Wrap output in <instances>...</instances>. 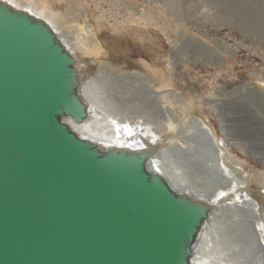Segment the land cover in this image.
Wrapping results in <instances>:
<instances>
[{"label":"water","instance_id":"obj_1","mask_svg":"<svg viewBox=\"0 0 264 264\" xmlns=\"http://www.w3.org/2000/svg\"><path fill=\"white\" fill-rule=\"evenodd\" d=\"M15 10L10 4L0 2V77L4 80L0 81V109L20 106L23 108L18 113L27 115L30 107L34 110L40 107L46 111L47 117L43 123L28 129L22 128L19 133L14 132L15 136L12 130H7L5 125L0 123V159L7 160L8 164L12 165L9 177L0 176V264H126L119 253L101 248L100 245L92 247V242L88 240V237L101 238L105 235L104 243L109 244L111 240L107 230L112 223L117 222L114 214L124 217L130 227L128 229L131 234L126 236V244L129 246L134 243V239L139 238L142 246L148 251L147 264H155V259L160 261L158 264L190 263V252L198 242L203 226L210 221L214 207L209 205L208 201H198L189 195L176 194L162 178L156 183L144 168L145 162L151 159L150 155L141 158L131 151L103 154L102 150L99 153L74 138L63 122L67 117L77 118L71 106L80 87L81 76H73L74 65L70 63L73 58L66 48L57 42L47 24L45 27L36 20L37 18ZM60 68L64 72L63 85L59 83L56 75ZM16 74L19 75L17 79L8 80ZM28 79L45 85L47 79L52 80V89L56 90L58 101L46 104L47 94L52 95L51 89L29 91L17 85ZM240 110L251 115L243 108ZM31 112L32 110L29 115H37ZM80 116L86 118L84 113ZM3 133L8 136H3ZM52 135L59 139L61 145L57 141L55 144L57 142L60 150H55V146L50 147L47 144L45 139ZM73 146L90 163H98L116 179L133 187L147 189L148 194L163 203L168 214L169 209H172L179 216L181 225L187 224V227H184L186 235L181 242L174 248L166 249L168 247L162 246L160 241L155 239L154 227L134 223L131 213L121 210L112 200V206L107 207L106 196L103 194V177L91 171L87 163L80 162L77 155L69 149ZM10 150L25 151L24 154L30 152L28 155L32 157L24 156L25 158L20 157L15 161L16 158H12ZM31 159L50 167L51 164H56L61 168L60 177L51 172L32 173ZM21 165L29 169L28 177L36 174L35 176L43 181L58 180L59 185H56L69 194L71 207L77 208V222L71 221L74 211H66L58 196L35 197L27 190H20L22 186L13 181L21 176ZM112 185L106 180V192ZM91 189L98 194L97 199L92 197ZM118 226H121L124 229H121V232L126 234L125 228L120 224ZM67 228L71 231H66ZM121 235L122 233H119V236Z\"/></svg>","mask_w":264,"mask_h":264},{"label":"bare ground","instance_id":"obj_2","mask_svg":"<svg viewBox=\"0 0 264 264\" xmlns=\"http://www.w3.org/2000/svg\"><path fill=\"white\" fill-rule=\"evenodd\" d=\"M6 1H9L7 4H10L13 8H16V6L19 7L20 9H16L18 13L30 16L36 15L40 17L38 18L33 16V18H37L36 20L39 23H42L45 27H47V21H52L49 19H56L59 17V14L60 16L62 15L59 12H53V10H50L47 7V2H43V5L40 3L41 6H39V2L36 4L34 3V0V2L15 0L16 3H13L16 4V6L14 7L12 3H10L11 0ZM0 2L5 3V1L3 2L1 0ZM62 16H64V13ZM42 19H45L46 22H44V20L42 21ZM93 25L95 24L93 23ZM48 26L50 27V25ZM76 28H71L72 30L69 31L66 30V33L64 32L65 29L63 31L60 29L62 31L61 33H65V35L70 39L69 43H72L73 38L79 35V30ZM80 35H82V33ZM93 40L94 39H92V41ZM198 43L201 44V46L205 45L207 48H210L206 42L204 43L200 41V39L197 41V45ZM100 44L103 50L109 49L114 51V53L116 52L122 54V51L110 37L105 36ZM211 44L215 47L223 49V52L229 54L231 53L230 48L224 44L218 42L210 43V45ZM81 47L82 46L79 47V44L76 46L72 43V45H69L68 48L77 52L82 51L84 47ZM68 48H66V51ZM214 49L216 50V48ZM213 53L216 58L221 56V54L217 51ZM70 63L74 65L75 72H73V76L79 77V75L83 73L82 70H80V68H82L80 62L73 58ZM111 70L113 74L115 72L114 76L119 77L120 75H123L121 71H117L115 68H111ZM151 73L155 76L154 71H151ZM63 74L64 72L62 68L59 69V72L56 71V75L59 78V83L61 85H63L65 81V78H62ZM17 76L19 75L16 74L10 76L8 80L11 81L10 79H17ZM58 78L55 82H57ZM0 79V81L4 82L1 77ZM104 80L99 78L98 81L92 82L91 87L95 84L96 89L91 88L88 96L85 95L84 86H80L78 88L74 104L71 106L76 112L77 118L67 117L63 120L64 126H67L70 130V134L73 135L74 138L79 139L83 145L88 144L92 147V149L99 151V153H101L100 150H102L103 154L108 155L111 153L118 152L121 154L123 152L131 151L132 154L141 158L150 155L151 159L147 161L146 170L148 171L147 173L154 178L156 183H159L162 178L165 181V184L174 190L176 194H179L180 196L189 195L198 201H208L209 205L214 207V212L210 217L211 220L203 226L200 238L193 250L190 252L191 256L188 257L190 263L188 264H264V219L261 218L262 214H264V174H258V172L256 171V173L254 170L251 172L249 171L250 173H247L245 177L242 176L243 166H241L240 163L243 162L239 160V158L233 156V153L230 150L231 147L241 148V144L231 139L224 127L221 129L223 135L221 137L216 135L213 128L208 127L209 118L198 112L200 123H195L196 129L193 135L194 140H192V138L190 139L193 142L197 141L200 146L202 145L201 147L204 149L206 155H203V157L200 158L197 157V159H195L187 169H177L170 164V162L168 165L167 162L170 160L169 154L173 152L175 148H170L171 146H167L166 143L170 138L171 132H174L176 127L171 118H169L170 116L167 117V110L165 111L163 109V105H160V107L158 106L159 111L163 114V133L159 129H154L153 126L144 125L140 121L141 118L135 119V115L138 111L131 113L133 110H136L135 107L127 112L125 111L124 114L121 111H114L115 96L108 95L106 93L105 88L107 86ZM52 82V80L47 79L45 85L44 83L38 84L28 79L23 80L20 84L17 83V85H20L22 89H28L29 91L51 89L50 92H52V95L47 94L48 98H46L48 99L46 104L50 105L53 101H58L56 98L58 97V94L55 89H52ZM153 82L155 85L162 87L160 86L162 83L156 80V78L155 80L153 79ZM10 87L12 89L15 88L14 86H9V88ZM147 88L153 96H156V99L159 97L157 92L152 91L149 87ZM243 92H245V90H243ZM247 93L251 94L254 102L256 103L255 106L237 103L235 104V108H243L251 113V115L258 117L259 120H264V86L250 84ZM80 94L82 96L79 97ZM80 98L87 102L88 106L84 105V103L80 101ZM148 99H150L149 96L147 97V100ZM257 107L259 109H257ZM22 108L23 107L13 105L9 106L7 109H0V123L5 125L7 130H12V134L14 136L16 135L14 132L19 133L22 128H32L35 125L46 121L47 115L43 108L39 107V109L34 110V108L30 107V111L32 110L31 114H37L35 116L29 115L30 111H27L28 116L24 113L21 115L18 112L21 111ZM139 112L142 113L140 110ZM83 113L85 116H88L85 123L81 122V120L85 119L80 116ZM158 120L159 118L155 120V123L162 122L161 118V121ZM3 136L8 135L4 134ZM14 136L9 137L14 138ZM45 140L48 142L47 144L50 147L53 145L55 146V150H60L59 146H57V142L59 145L61 144L59 139H56V136H48ZM55 141H57L56 144ZM165 146H167V148H163L164 150L159 153L162 147ZM69 149L72 153L74 152V154L77 155V158L81 160V163H87L91 171H94L98 176L103 177V194L106 196L107 207L109 206L110 208V202L114 201V203L120 207L121 210L124 209L125 211H129V213H131L132 221L134 223L140 226L154 227L155 236H153L157 239V241H160L162 246L168 247L166 249H171L172 247L174 248L176 244L181 242V239L184 235H186L184 227H187V224L182 226L179 216L172 209H169L168 214L164 208L165 206L162 205L163 203L148 194L146 192L148 191L147 189L145 190L143 187L138 188L125 184L121 180L116 179L109 171L102 168V166L98 163H90L88 159L74 146L71 148L69 147ZM10 152L11 155H13L12 158H16L15 161L19 160L20 157L25 158L30 156L28 155L30 152H28V154H24L25 151L10 150ZM8 163L9 162L7 160H3L2 158L0 159L1 177H9L11 175L12 165ZM30 163L33 165V168L31 169L32 173L50 174L49 172H51V174H58L57 177H60L61 168H58L56 164L50 163L51 168L50 165H41L33 159L30 160ZM245 164L246 163H244V166ZM28 170L29 169L21 165L20 172H22V174H20L21 176L16 177L13 181L15 184L22 186L20 190L24 189V192L27 190L35 197L58 196L63 201L62 205L66 211H74L71 216V221L73 223L77 222V219L79 218V216L75 213L77 208L71 207L68 196L69 194L62 189V187L56 185H59L58 180L49 181L46 179L43 181L35 176L36 174L28 177ZM106 180L110 184H113L112 188L108 192H106L105 188ZM13 182L12 184H14ZM60 185H62V183H60ZM254 185L257 189H253ZM90 192L93 198H98V194L95 191L91 189ZM241 192H243V196L240 195ZM120 216V214H114L118 223H112L110 228L107 230V235L110 234L109 238L111 240L109 244L104 243L106 239L105 235L101 238L95 236L94 238L88 237V240L92 242V247H95L96 245L99 247L100 245L101 248L105 247L108 250L119 253L123 263L147 264L149 253L142 246L141 241L138 240L139 238L134 239V243L132 242L129 246L126 244V236L128 237L131 234L130 229H128L130 227L127 226L128 224L125 219H123L124 217ZM119 224L125 228L126 234L121 232V229L123 228L118 226ZM68 230L71 231L70 228L66 229V231ZM119 233H122V235L119 236ZM102 243H104L105 246H103ZM158 262L160 261L155 259L154 263L158 264Z\"/></svg>","mask_w":264,"mask_h":264},{"label":"rangeland","instance_id":"obj_3","mask_svg":"<svg viewBox=\"0 0 264 264\" xmlns=\"http://www.w3.org/2000/svg\"><path fill=\"white\" fill-rule=\"evenodd\" d=\"M1 1L9 3L6 0ZM23 1H35L34 3L39 2L42 5L43 2H47L49 4L47 7L53 12H59L62 15L64 13V16L59 14L60 18H56L57 22L54 18L49 19L52 21L46 22L45 19L42 21L50 25L60 45L68 48L73 43L76 46L79 44L81 48L84 47L82 51L75 52L71 48L67 51L81 64L80 70L83 73L80 74V86L85 87L86 96L91 88L96 89L95 84L91 87L92 82L98 81L99 78L105 79L106 93L115 96L114 111H121L124 114L125 111L135 107L136 110L131 112L138 111L135 119L141 118L140 121L144 125L153 126L162 133L164 131L163 114L158 106L163 105V109L168 112H166L167 117L170 116L176 127L166 143L167 146H171L170 148H175L169 154L168 165L170 162L177 169H187L197 157L206 155L202 145L192 141L196 129L195 123H200L198 114L200 112L209 118L208 127H212L216 135L221 137L223 135L221 129L224 127L227 134L241 144V148L231 147L230 150L233 156L243 162L240 163L243 166L242 176L245 177L247 173L254 170L258 174H264V120H259L253 115H246V112L240 108L239 110L235 108L237 103L255 106L256 103L251 94L247 93L249 85L264 86V0H220L224 2L221 4L225 8L227 6L228 11L220 15L222 19L219 27L191 31L196 37V42L188 48L186 56L174 60L169 58L170 47L156 35L139 30H123L114 33L107 31L106 28L98 25L91 15L85 19L69 15L60 0ZM13 2L16 3L15 0H11L10 3L15 7L16 4ZM17 8L19 7L16 6L15 9ZM71 28H76L79 30V35L81 33L82 35L75 36L72 43H69L70 39L65 33L66 30H72ZM60 29L62 31L65 29V33H61ZM105 36L116 43L122 54L101 48L100 42ZM199 39L206 42L210 48L201 46L199 43L198 46ZM212 41L229 47L231 53L223 52V49L213 44L211 46ZM215 51L221 54L219 58L214 56ZM111 68L121 71L123 75L114 76L115 72L113 74ZM151 71H154L155 76ZM154 77L162 83L160 85L162 87L154 84ZM147 87L158 93L159 100ZM148 96L150 99L147 100ZM80 101L88 106L82 98ZM86 118L81 122L85 123ZM158 118V121L162 120V122L155 123ZM167 146L162 147L159 153ZM244 163H246L245 166ZM146 166L147 162H145V170ZM253 189L257 187L254 185ZM242 194L243 192L240 193L241 196ZM261 218L264 219V214Z\"/></svg>","mask_w":264,"mask_h":264},{"label":"built area","instance_id":"obj_4","mask_svg":"<svg viewBox=\"0 0 264 264\" xmlns=\"http://www.w3.org/2000/svg\"><path fill=\"white\" fill-rule=\"evenodd\" d=\"M69 15H91L107 31L139 30L170 47L169 58L186 56L193 30L219 27L228 10L220 0H60ZM181 59V58H180Z\"/></svg>","mask_w":264,"mask_h":264}]
</instances>
